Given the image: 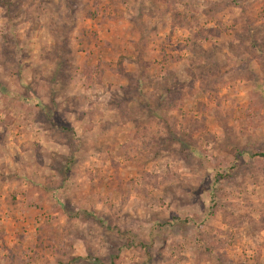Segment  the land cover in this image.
I'll list each match as a JSON object with an SVG mask.
<instances>
[{
  "label": "rangeland",
  "instance_id": "rangeland-1",
  "mask_svg": "<svg viewBox=\"0 0 264 264\" xmlns=\"http://www.w3.org/2000/svg\"><path fill=\"white\" fill-rule=\"evenodd\" d=\"M0 264H264V0H0Z\"/></svg>",
  "mask_w": 264,
  "mask_h": 264
}]
</instances>
